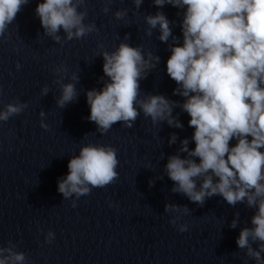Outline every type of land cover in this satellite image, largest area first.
Returning <instances> with one entry per match:
<instances>
[{
  "label": "clouds",
  "instance_id": "1",
  "mask_svg": "<svg viewBox=\"0 0 264 264\" xmlns=\"http://www.w3.org/2000/svg\"><path fill=\"white\" fill-rule=\"evenodd\" d=\"M29 2L0 0V37ZM142 3L143 0H133L136 8ZM153 3L158 8L169 4L184 9L183 43L178 44V38L173 37L166 62L167 74L178 86L173 94L181 96L183 102L159 94L141 99L140 80L159 63L160 57L149 52L146 60L142 46L121 42L114 51L101 53L103 73L109 79L99 90L87 92L88 119L101 134L117 123L131 128L141 111L153 124L167 121L169 126L183 128L172 115L179 103L190 117L188 125L194 129L191 140L195 147L190 149L185 138L179 151L186 156L177 154L168 158L165 170L174 182L172 191L199 205L206 198L221 196L231 206L244 203L255 209L252 226L240 230L236 244L255 264H264V151L261 150L264 149V0H153ZM84 4L85 0H43L35 12L45 33L54 41L60 42L61 29L70 41L97 30L95 24L84 23L87 11L79 10ZM108 10L107 6L103 9L105 13ZM114 15L121 20L126 10ZM144 19L149 26L147 34L159 27V40L167 43L172 36L167 16L158 11ZM16 67L19 70L21 65ZM72 79L77 77L73 75ZM48 91L44 87L42 94ZM76 97L73 83L62 84L57 105L63 108ZM26 107L23 103L5 105L0 111V121L9 120ZM41 127L47 129L48 125L41 121ZM233 139L237 142L230 146ZM175 141L173 134L169 142ZM118 164L116 148L84 145L69 160L68 174L58 181V192L65 198L88 195L92 188L104 187L118 178ZM170 209L179 210L175 205L165 206V211ZM170 223L175 225L176 221ZM230 226L235 228L237 220ZM178 230L187 231V225H178ZM53 239L54 233L49 231L46 242ZM15 247L11 242L8 247H0V264H25V253L15 251Z\"/></svg>",
  "mask_w": 264,
  "mask_h": 264
}]
</instances>
